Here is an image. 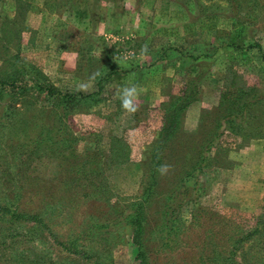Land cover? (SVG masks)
<instances>
[{
  "label": "rangeland",
  "instance_id": "1",
  "mask_svg": "<svg viewBox=\"0 0 264 264\" xmlns=\"http://www.w3.org/2000/svg\"><path fill=\"white\" fill-rule=\"evenodd\" d=\"M226 2L0 0V78L16 62L12 56L26 67L38 69L61 90H79L86 85L87 90L79 91H93V74L108 56L115 58L120 68L129 70L106 83L98 104L69 112L75 150L73 155L67 151L56 156L57 160L32 155L36 133L40 129L53 133L58 125L57 111L45 105L43 94L30 88L14 102L0 98V113L6 114L0 122V178H11L16 189L19 176L20 186L21 178L26 177L22 205L27 210H42L50 231L43 232L48 255L55 256L53 240H61L92 221H103L123 198L141 193L150 167V143L160 125V109L182 87L180 66L184 58L172 50L174 47L193 54L202 52L212 63L198 99L182 113L177 131L159 151L161 166L169 167L162 170L163 174L157 170L155 193L161 197L174 186L196 159L198 146L213 134L225 107L230 105L219 103L224 79L232 80L231 74L224 76L229 68L236 75L237 85L245 90L253 88L262 98L248 106L242 131L227 129L218 137V147L211 151L214 167L209 189L200 204L209 213H218L245 228L264 213V60L260 57L264 55V0H238L242 14L255 22L251 36L246 26L235 27L220 13L204 16L198 12L203 6L209 13L206 6L225 7ZM169 44L163 59L147 65L150 55ZM247 44L251 45L246 48ZM87 54L91 57L86 63ZM125 84L142 88L137 99L140 107L134 114L124 111L118 99ZM113 136L121 137L129 148V157L123 162H105L101 154L107 152ZM87 151L101 154L102 170L94 184L86 182L87 171L79 172L71 165L82 160ZM180 215L188 224L185 206ZM152 217L147 220L148 230ZM203 229L201 226L200 232ZM199 230L188 228L182 238L193 243L200 239ZM134 252L127 236L122 237L113 248L114 264H137ZM195 252L187 249L177 254L151 247L148 264H181L185 259L194 264Z\"/></svg>",
  "mask_w": 264,
  "mask_h": 264
},
{
  "label": "trees",
  "instance_id": "2",
  "mask_svg": "<svg viewBox=\"0 0 264 264\" xmlns=\"http://www.w3.org/2000/svg\"><path fill=\"white\" fill-rule=\"evenodd\" d=\"M226 1L225 7L206 6L205 10L209 11L206 13L202 6L198 12L201 11L199 14L204 16L220 13L233 26L244 25L248 28L249 35H253L256 30L253 27L255 22L242 14L238 0ZM249 45L251 44L245 47ZM168 48L170 49V44L157 49L150 55L147 65L163 59ZM172 50L184 58L180 66L183 74L182 87L179 94L164 103L160 109V125L150 143V167L141 193L128 199L123 198L119 207L103 221H92L61 240H53L56 257H52L46 253L48 249L43 243V232L50 234V231L46 227L42 210H27L22 205L26 177L21 178L20 186L19 176L16 189L12 188L15 182L11 178H0V188L4 187L3 190L0 189V264H114L113 248L125 236L134 247L133 259L137 264H148V251L151 247L155 251H174L177 254L193 249L197 259L194 264H264V213L257 215L254 224L245 228L243 224L230 218L209 213L208 208L200 204V198L209 189V176L214 167L211 151L218 147V137L227 129L236 133L242 131L245 128L248 106L262 98V95L253 92V88L245 90L244 86L237 85L234 80L236 75L229 68L224 71V76L231 74L232 80L228 81L227 77L224 79L219 103L226 102V105H230L225 107L213 134L198 146L196 159L174 186L161 197L159 193H155L157 169L161 166L159 151L177 131L182 113L198 99L200 85L212 63L202 52L193 54L177 47ZM90 57L88 54L85 56L86 63ZM260 57L264 60V55ZM11 58L16 62L11 63L12 68L3 71L5 76L0 78V98L6 97L5 100L14 102L16 97L24 95L30 88L43 94L45 105H51L57 111L58 125L53 133L40 129L33 139L34 149L31 152L35 157L45 155L55 160L56 156L67 151L73 155L75 150L76 138L68 126L69 112L98 104L103 99L106 83L114 80L117 74L129 73V70L117 65L115 58L108 56L97 71L100 75L95 76L93 91L61 90L50 84L35 67H26L17 56ZM4 118L6 114L0 113L1 123ZM222 147L225 150L228 148ZM89 153L87 151L82 160L71 165L77 166L75 168L79 172L87 171L86 182L94 184L95 177L100 176L102 170L98 155L102 154L104 161L108 163L123 162L129 157V148L121 137L113 136L105 154ZM182 206L189 213L188 224L180 215ZM151 214L154 216L153 224L148 230L147 220ZM203 221L205 222L202 223ZM201 226H204L202 232L199 230ZM188 228L198 229L200 239L193 243L184 240L182 235ZM150 240L153 242L149 243ZM189 263V259L181 261V264Z\"/></svg>",
  "mask_w": 264,
  "mask_h": 264
},
{
  "label": "clouds",
  "instance_id": "3",
  "mask_svg": "<svg viewBox=\"0 0 264 264\" xmlns=\"http://www.w3.org/2000/svg\"><path fill=\"white\" fill-rule=\"evenodd\" d=\"M100 75L99 72H96L93 74L94 78L95 76ZM79 90H87L86 85H81ZM142 93V88L136 84H125L119 91L118 99L120 100L121 108L130 113L134 114L136 111L139 110L140 105L137 103L138 97ZM169 166L162 165L160 168H158V171L166 170Z\"/></svg>",
  "mask_w": 264,
  "mask_h": 264
}]
</instances>
